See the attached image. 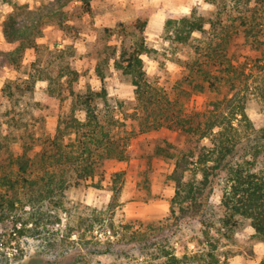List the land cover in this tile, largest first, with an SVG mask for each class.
Instances as JSON below:
<instances>
[{
  "label": "trees",
  "instance_id": "obj_1",
  "mask_svg": "<svg viewBox=\"0 0 264 264\" xmlns=\"http://www.w3.org/2000/svg\"><path fill=\"white\" fill-rule=\"evenodd\" d=\"M78 1L81 12L91 11L92 0ZM206 1L216 5L213 16L206 19L192 11L170 15L164 23L169 40L193 49L185 61L188 85L197 91L215 89L219 84L228 87L224 98L212 101L205 111H188L179 93L172 96L147 74L143 55L152 48L144 35L146 19L136 18L131 29L123 22L106 28L117 42L105 50L94 70L104 80L106 67L112 62L129 78L134 95L131 129L118 118L119 112L124 111L121 102L112 101L105 87L100 90L73 88L78 71L69 64L59 67L57 74L53 73L49 62L28 71L22 69L25 53L30 48H38L36 38L43 29L55 22L64 23L62 6L65 2L57 0L56 8H49L43 14L32 11L28 19L21 22L16 15L17 4L12 5L13 11L1 24L6 40L16 42L4 58L12 77L5 84L3 96L10 99L21 91H32L42 80L46 82L48 99L67 94L71 102L53 130L41 132L37 137L20 136V150L12 147L16 137L0 133L1 259H8L2 248L13 246V237L3 226L6 222L12 218L19 235H24L26 230L29 235H35L37 230L26 228L27 222L39 223L50 210L62 206L70 185L93 177L106 159H127V146L132 137L162 127L181 130L191 139V145L181 153L164 147L157 149L158 154L174 160L172 177L176 187L171 201L172 214L179 218L195 211L206 227L213 226V221L207 220V209L215 187L222 183L221 214L217 217L215 231L232 238L234 230L248 222L255 236L264 242V161L259 160V154L264 151V120L253 121L245 111L247 94L259 95L264 101V63L259 62L264 59V0ZM236 39L241 40L240 47L262 54L258 60L251 57L256 68L248 71L249 61L239 56L242 48L231 50ZM31 65H35V61ZM5 116L17 118L16 113L9 111ZM2 125L0 118V131ZM113 176L112 189L117 191L115 184L122 178V172H115ZM22 210L28 212V219H22L19 214ZM112 228L114 223L105 231ZM124 232V238L133 241L130 244L146 247L136 256L135 264L220 263L215 253L217 245L209 231L203 232L207 249L185 251L181 255L171 242L152 239L148 237L149 232L128 224ZM259 264H264V258Z\"/></svg>",
  "mask_w": 264,
  "mask_h": 264
},
{
  "label": "rangeland",
  "instance_id": "obj_2",
  "mask_svg": "<svg viewBox=\"0 0 264 264\" xmlns=\"http://www.w3.org/2000/svg\"><path fill=\"white\" fill-rule=\"evenodd\" d=\"M56 1L0 0V118L3 121L0 133L1 136L11 133L10 137H16L12 144L14 150H20V136L30 134L37 137L41 132L53 130L59 116L70 108L71 97L64 94L48 99L46 82L42 80L32 91H21L10 99L3 96L5 84L12 77V70L4 58L14 49L16 42L6 40L1 24L13 11V4L18 6L16 15L21 22L28 19L32 11L43 14L49 8H56ZM60 1L65 2L62 6L65 11L62 22L65 24L55 22L43 29L36 38L38 48H30L25 53L22 69L28 71L49 62V67L57 74L59 67L69 64L78 71L73 88L100 90L105 87L112 101L121 102L125 112H119L118 118L130 129L134 95L129 78L112 62L106 67L104 80L94 70L105 50L117 42L114 34L110 35L106 28L116 27L119 22L131 29L136 18L147 20L144 35L152 50L143 55L146 72L172 96L179 93L188 111H205L212 101L223 99L227 93L226 84H219L215 89L193 90L185 78V61L193 49L169 40L164 32L168 16L195 11L207 19L217 11L215 4L206 0H92L91 11L81 12L78 0ZM240 44L241 40L236 39L231 50L242 48L239 56L249 61L248 71L256 68L251 57L258 60L262 54L240 47ZM34 61L35 65H31ZM259 62L264 63V59ZM20 87L24 88L22 84ZM31 93L33 96L29 95ZM247 97L245 111L248 117L256 122L264 120L262 98L251 93ZM6 111L16 113L17 118L6 117ZM190 141L185 132L166 127L132 137L127 146V159H106L93 177L67 188L62 206L50 210L47 216L39 219V223L27 222L26 228L33 227L38 231L35 235H29L27 230L24 235H19L12 218L6 222L3 226L13 237L11 243L17 250L8 252L9 247L2 248L8 259L0 257V264H135L136 256L146 247L140 248L139 243L130 244L133 241L124 238L126 224L149 232L148 237L152 239L171 242L179 255L185 251L193 253L207 249L209 246L203 232L209 231L210 238L217 245L215 253L219 264H259L264 258V242L255 236L248 222L237 227L232 238H226L214 229L221 214L222 183L215 187L207 209V220H212L213 226L206 227L195 211L179 218L172 214L171 201L176 187L172 177L174 160L158 154L157 149L164 147L181 153L191 145ZM259 160L264 161V151L259 154ZM115 172H122V178L115 184L117 191L112 189ZM19 214L23 220L28 217V212L23 210ZM111 223L114 228L105 231Z\"/></svg>",
  "mask_w": 264,
  "mask_h": 264
},
{
  "label": "built area",
  "instance_id": "obj_3",
  "mask_svg": "<svg viewBox=\"0 0 264 264\" xmlns=\"http://www.w3.org/2000/svg\"><path fill=\"white\" fill-rule=\"evenodd\" d=\"M16 250H17V247H16L15 244H13L12 247H9L8 252H10V251H16Z\"/></svg>",
  "mask_w": 264,
  "mask_h": 264
}]
</instances>
